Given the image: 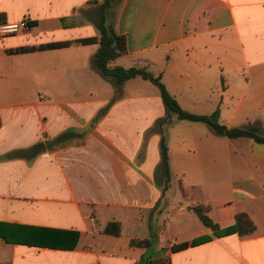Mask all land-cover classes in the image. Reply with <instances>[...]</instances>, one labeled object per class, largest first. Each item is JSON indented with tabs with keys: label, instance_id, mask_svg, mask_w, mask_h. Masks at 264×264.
Returning <instances> with one entry per match:
<instances>
[{
	"label": "crops",
	"instance_id": "1",
	"mask_svg": "<svg viewBox=\"0 0 264 264\" xmlns=\"http://www.w3.org/2000/svg\"><path fill=\"white\" fill-rule=\"evenodd\" d=\"M103 1L0 0L6 22L31 21L0 39V264H264L263 144L177 121L164 192L154 126L166 109L154 84L130 79L110 104L115 88L94 66L99 44L9 53L99 37ZM113 10L128 52L111 66L162 74L190 113L219 109L229 128L264 130V0H119ZM68 129L86 134L34 157L9 156ZM198 205L222 229L246 213L256 230L215 237ZM110 222L120 236L104 234ZM207 235L208 243L171 249ZM144 239L153 245H130Z\"/></svg>",
	"mask_w": 264,
	"mask_h": 264
},
{
	"label": "trees",
	"instance_id": "2",
	"mask_svg": "<svg viewBox=\"0 0 264 264\" xmlns=\"http://www.w3.org/2000/svg\"><path fill=\"white\" fill-rule=\"evenodd\" d=\"M119 0H104L98 9V16L95 25L99 31V37L85 38L76 41L53 42L40 46L21 47L9 51L10 54H22L35 51H45L68 48L73 44L92 45L99 44V48L95 53L94 66L99 73L108 81H110L116 91V96L111 100L110 104L117 101L119 98L123 85L126 81L141 77L146 81L154 84L160 91L166 114L160 118L155 126L154 131L161 136L160 140V154L161 163L160 169L163 173L164 192L167 191L172 182V172L170 166L169 148H168V130L177 121L188 120L191 122H203L213 131L217 136L227 137L229 139L250 138L258 144L264 145V130L259 125H248L245 127L229 128L220 122V110H216L210 115H197L190 113L182 108L177 99L168 91L163 83L162 74L155 76L146 68H124L120 66H111V63L116 59L124 56L128 52L127 37L116 33L113 24L110 22V15L113 8L117 5ZM5 16L0 15V24L5 23ZM105 108L98 116L91 126L99 120L106 112ZM1 125V121H0ZM86 132H79L75 129H68L52 140L46 142H38L30 149L18 150L9 154L10 157H34L47 150L67 145L76 140H81ZM194 212L202 222V224L213 231L215 237H225L233 234L246 236L253 234L256 226L251 218L246 213H239L236 215L235 224L230 227L222 229L219 224L215 223L209 216L210 208L204 205H198L193 208ZM104 234L112 236L121 235V224L119 222H110L103 230ZM213 240L212 236H201L193 239L190 242L182 244H174L171 249L173 252L185 250L189 247L199 246ZM154 243L153 239L132 240L130 245L132 247L150 248ZM139 264H151L150 262H141Z\"/></svg>",
	"mask_w": 264,
	"mask_h": 264
},
{
	"label": "built area",
	"instance_id": "3",
	"mask_svg": "<svg viewBox=\"0 0 264 264\" xmlns=\"http://www.w3.org/2000/svg\"><path fill=\"white\" fill-rule=\"evenodd\" d=\"M30 28L31 21L29 17H25L19 22L2 23L0 24V39L18 35L24 31L30 30Z\"/></svg>",
	"mask_w": 264,
	"mask_h": 264
},
{
	"label": "rangeland",
	"instance_id": "4",
	"mask_svg": "<svg viewBox=\"0 0 264 264\" xmlns=\"http://www.w3.org/2000/svg\"><path fill=\"white\" fill-rule=\"evenodd\" d=\"M114 14V10H112V15ZM150 84L149 85H152L151 82H149ZM41 100L43 99L42 97L40 98ZM162 180H163V173H162V170L159 169V172H158V181L160 183H162Z\"/></svg>",
	"mask_w": 264,
	"mask_h": 264
}]
</instances>
